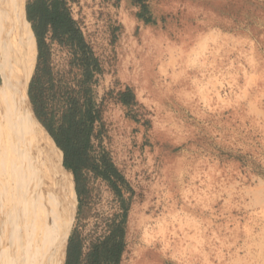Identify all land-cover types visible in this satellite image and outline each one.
Instances as JSON below:
<instances>
[{
  "label": "rangeland",
  "instance_id": "obj_1",
  "mask_svg": "<svg viewBox=\"0 0 264 264\" xmlns=\"http://www.w3.org/2000/svg\"><path fill=\"white\" fill-rule=\"evenodd\" d=\"M24 3L0 0V93L28 121L14 79L22 43L11 39ZM148 7L152 24L137 19L129 0L71 4L103 70L96 87L103 145L134 191L120 264H264V0H150ZM51 52L62 68L66 53L56 45ZM125 87L134 108L114 99ZM33 132L57 158L49 260L59 264L75 229L86 245L100 232L112 197L91 179L79 213L71 174Z\"/></svg>",
  "mask_w": 264,
  "mask_h": 264
},
{
  "label": "trees",
  "instance_id": "obj_2",
  "mask_svg": "<svg viewBox=\"0 0 264 264\" xmlns=\"http://www.w3.org/2000/svg\"><path fill=\"white\" fill-rule=\"evenodd\" d=\"M75 1L25 0L16 13L11 35L15 44L17 35L22 43L14 65V79L33 131L38 130L53 146L62 169L72 176L67 186L79 204L78 212L90 194L91 179L102 183L112 197L113 212L99 219L100 232L94 233L86 245V239L75 229L64 246L59 264L62 261L63 264H120L134 191L103 145L106 133L103 107L96 93L103 70L80 23L72 16L71 4ZM129 1L139 9L136 15L139 21L154 23L148 7L150 0ZM25 25L31 31L29 37L21 29H27ZM54 45L66 53L65 65L60 69L52 65ZM10 80L13 82V77ZM8 91L13 93V87ZM106 95L113 97V91ZM114 99L129 109L137 106L129 87L116 93Z\"/></svg>",
  "mask_w": 264,
  "mask_h": 264
},
{
  "label": "bare ground",
  "instance_id": "obj_3",
  "mask_svg": "<svg viewBox=\"0 0 264 264\" xmlns=\"http://www.w3.org/2000/svg\"><path fill=\"white\" fill-rule=\"evenodd\" d=\"M57 158L0 93V264H51Z\"/></svg>",
  "mask_w": 264,
  "mask_h": 264
}]
</instances>
